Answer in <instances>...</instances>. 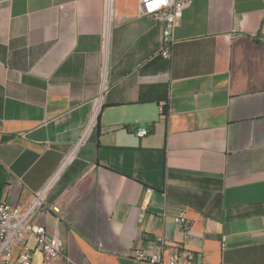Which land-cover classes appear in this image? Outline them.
I'll return each instance as SVG.
<instances>
[{"label":"crops","instance_id":"0c3cea01","mask_svg":"<svg viewBox=\"0 0 264 264\" xmlns=\"http://www.w3.org/2000/svg\"><path fill=\"white\" fill-rule=\"evenodd\" d=\"M174 1L165 58L140 0H115L106 46L104 0H0V203L54 179L35 216L65 242L52 264H150L161 243L264 264V0Z\"/></svg>","mask_w":264,"mask_h":264},{"label":"built area","instance_id":"2783aa9c","mask_svg":"<svg viewBox=\"0 0 264 264\" xmlns=\"http://www.w3.org/2000/svg\"><path fill=\"white\" fill-rule=\"evenodd\" d=\"M105 2V46L108 44L110 34V24L113 17L115 0H104ZM186 3L176 2L174 0H140V10L145 16H158L164 21V50L162 55L165 58L171 57V47L174 41V31L183 17ZM106 89L103 86V91ZM97 101L91 127L101 108ZM172 112L166 105L161 106V119L166 120ZM85 131L82 139L66 157L61 168L67 165L74 157L76 150L85 140L89 131ZM138 137H145L149 130L138 128L135 130ZM54 179L47 184L45 188L38 191L32 202L25 208L13 205L7 202L0 203V264H33V255L40 252L43 255V264H52L58 261L64 254L65 242L58 233L50 232L46 226L37 224L36 213L43 209L48 190ZM52 210L60 212L59 207L53 206ZM175 222L182 225L186 231L190 228L189 220L184 212L175 217ZM100 247V246H99ZM167 249L164 243H161L156 252L148 254L147 252H137L135 258L140 262L150 264H204L202 258L194 253L175 248L170 256L166 257Z\"/></svg>","mask_w":264,"mask_h":264}]
</instances>
